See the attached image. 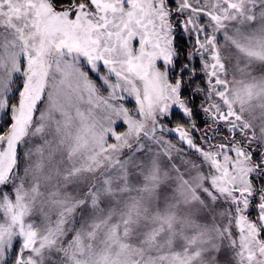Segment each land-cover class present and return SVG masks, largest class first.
I'll list each match as a JSON object with an SVG mask.
<instances>
[{"label": "snow or ice", "instance_id": "obj_1", "mask_svg": "<svg viewBox=\"0 0 264 264\" xmlns=\"http://www.w3.org/2000/svg\"><path fill=\"white\" fill-rule=\"evenodd\" d=\"M0 264H264V0H0Z\"/></svg>", "mask_w": 264, "mask_h": 264}, {"label": "rangeland", "instance_id": "obj_2", "mask_svg": "<svg viewBox=\"0 0 264 264\" xmlns=\"http://www.w3.org/2000/svg\"><path fill=\"white\" fill-rule=\"evenodd\" d=\"M131 106H132V102L129 103V107H131Z\"/></svg>", "mask_w": 264, "mask_h": 264}]
</instances>
